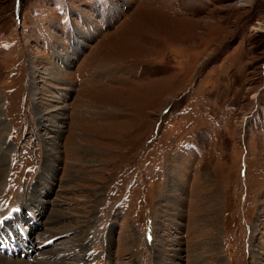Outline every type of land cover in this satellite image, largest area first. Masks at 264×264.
I'll return each mask as SVG.
<instances>
[{"label": "rangeland", "instance_id": "1", "mask_svg": "<svg viewBox=\"0 0 264 264\" xmlns=\"http://www.w3.org/2000/svg\"><path fill=\"white\" fill-rule=\"evenodd\" d=\"M0 153L1 245L264 264V0H0Z\"/></svg>", "mask_w": 264, "mask_h": 264}, {"label": "bare ground", "instance_id": "2", "mask_svg": "<svg viewBox=\"0 0 264 264\" xmlns=\"http://www.w3.org/2000/svg\"><path fill=\"white\" fill-rule=\"evenodd\" d=\"M45 70V72H46V74H50V75H52V76H54V77H59L60 76V74H61V70L60 69H55V70H52V68H47V69H44ZM57 80H59V79H57ZM58 109V108H57ZM59 109H62V108H60L59 107ZM49 112V111H48ZM50 113H46V112H44V111H40V115L42 116V119L43 120H48L49 121V115ZM42 124H43V122H41ZM2 125V124H1ZM54 131V130H53ZM55 137V136H54ZM54 142V141H53ZM55 143V142H54ZM3 144V143H2ZM4 147V146H3ZM11 148V147H10ZM6 149H7V147H6ZM9 149V148H8ZM5 153V152H4ZM1 154V153H0ZM5 156V155H4ZM4 156H2V158H0V192H3L2 190H3V186L5 185V184H2V182H3V180H4V177H5V174H6V169H5V162H4V159H3V157ZM0 157H1V155H0ZM4 158H6V157H4ZM6 165H8V164H6ZM7 169H8V166L6 167ZM6 186V185H5ZM5 190V189H4ZM34 203H35V201H34ZM37 212H41L40 211V209L38 208L37 209ZM33 213V215H36L34 212H32ZM17 215H19V216H17ZM17 215H15L16 216V218H17V224H19L21 227H22V220H23V217L21 216L22 215V211L20 212V213H17ZM51 216H52V214H51ZM49 217V216H48ZM62 217H64L63 216V214H61L60 215V218H62ZM54 218H55V216H52L51 218H49L50 220L49 221H47V226L45 225L44 226V228H38V230L41 232L42 230V233H43V235H45V233H47L46 235H48V236H45V238L47 237L48 239H45L44 238V241L45 240H49V239H51L52 237H57V236H60L62 233H64L65 231H64V228H55V226H56V223L58 222V220H56L57 222H54ZM9 220V219H8ZM7 221V220H6ZM3 222V221H2ZM1 223V222H0ZM5 223V227L6 228H9L11 231H13L14 232V230H12L11 229V226L13 225L11 222H3L2 224H4ZM45 224V223H44ZM54 224V225H53ZM36 225V224H35ZM54 226V227H53ZM4 227V228H5ZM57 227V226H56ZM1 228H3L2 226H0V229ZM51 231H50V230ZM66 229V228H65ZM2 230L3 229H1L0 230V232H2ZM53 230V231H52ZM55 234H54V233ZM7 233H4V236L6 237V238H4L5 240L6 239H8L9 241L7 242V243H9L10 244V248H11V250L10 251H12V257H9L8 255H6V256H4L1 252H0V264H68L67 262H65L64 260H65V254L63 253V252H61V251H57L56 249V251H54V249H50V247L49 248H46V246H45V244H43V245H41V247L40 248H42L41 249V251H36L38 248L37 247H39V246H34V245H32L31 243L30 244H28L27 243V241L24 239L23 241H22V239L20 240V239H17L16 238V240L17 241H15V242H13V241H10L11 239H10V237H8V235H6ZM26 236H28V234L26 233ZM50 236V237H49ZM25 237V236H24ZM1 238L3 239V237H2V235H1ZM11 238H13L14 240H15V237L12 235L11 236ZM26 238V237H25ZM43 241V242H44ZM2 242V241H1ZM17 242V243H16ZM5 244V243H4ZM15 244H16V246H15ZM42 244V243H41ZM71 245V244H70ZM5 247V245H1L0 244V247ZM67 246V245H66ZM45 247V249L43 250V248ZM82 247V246H81ZM18 248H22V249H25V250H27V251H29L30 252V250L32 249L33 251H31V253H30V256L31 257H33L32 258V260H23L21 257H17L16 256V252H17V250H18ZM65 248V247H64ZM63 250V249H62ZM1 251V250H0ZM4 251V250H3ZM36 251V252H35ZM78 252V251H77ZM8 254V253H7ZM50 255L49 256V258H48V256H46L48 259H50V257L52 256V254H60V256H62L61 254H63V255H65L63 258H62V260L61 261H59V262H51V260H46V258H45V260H44V258L43 259H41L40 258V255ZM43 257H45V256H43ZM53 257V256H52ZM54 257H56V256H54ZM79 258V257H78ZM56 259V258H55ZM67 260V259H66ZM55 261H57V260H55ZM74 262H76V260L74 261ZM73 263V262H72Z\"/></svg>", "mask_w": 264, "mask_h": 264}]
</instances>
